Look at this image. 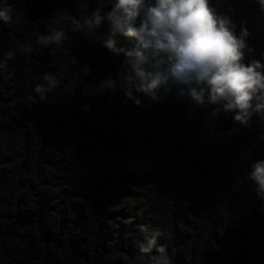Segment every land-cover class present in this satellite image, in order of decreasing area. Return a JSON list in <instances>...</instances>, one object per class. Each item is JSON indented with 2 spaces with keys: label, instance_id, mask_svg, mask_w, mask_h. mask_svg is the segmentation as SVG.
Masks as SVG:
<instances>
[{
  "label": "trees",
  "instance_id": "16d2710c",
  "mask_svg": "<svg viewBox=\"0 0 264 264\" xmlns=\"http://www.w3.org/2000/svg\"><path fill=\"white\" fill-rule=\"evenodd\" d=\"M210 4L237 36L246 28L245 63L264 65L259 0ZM98 7L0 0V264H150L137 255L150 238L172 264H264V197L249 178L264 111L245 125L182 86L139 91L138 42L106 19L89 26ZM54 29L60 45L39 41Z\"/></svg>",
  "mask_w": 264,
  "mask_h": 264
},
{
  "label": "clouds",
  "instance_id": "9594fccd",
  "mask_svg": "<svg viewBox=\"0 0 264 264\" xmlns=\"http://www.w3.org/2000/svg\"><path fill=\"white\" fill-rule=\"evenodd\" d=\"M99 7L89 26L100 25L105 19L113 32L135 38L138 49L130 61L131 70L140 78L135 84L153 99L160 91L179 87V95L188 96L203 105H220L225 112L235 113L234 119L247 124L253 113L264 111V68L259 61L245 63L246 28L237 36L229 18L217 15L210 0H98ZM264 8V0H259ZM110 10L104 11L105 9ZM101 12L104 14L101 15ZM69 31L79 30L80 23L67 12L61 13ZM140 19L139 25L137 24ZM0 20H11L7 9L0 10ZM66 36L63 30H53L39 37L44 45H60ZM112 47V42L109 43ZM251 51V49H249ZM164 54L165 59L160 58ZM151 70H145L149 64ZM112 81L104 82L103 85ZM41 94L43 90L37 87ZM255 101V105L254 102ZM249 178L257 185L259 197H264V160L252 165ZM156 239H147L137 254L150 264H172L163 246L152 254Z\"/></svg>",
  "mask_w": 264,
  "mask_h": 264
}]
</instances>
